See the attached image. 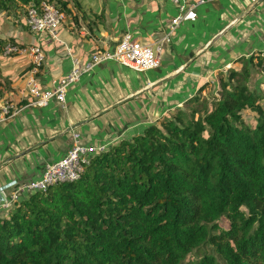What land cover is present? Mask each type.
<instances>
[{"label": "trees", "instance_id": "trees-1", "mask_svg": "<svg viewBox=\"0 0 264 264\" xmlns=\"http://www.w3.org/2000/svg\"><path fill=\"white\" fill-rule=\"evenodd\" d=\"M42 2L69 14L67 0H0V12ZM260 53L90 156L77 179L13 202L0 264H264V82L248 85Z\"/></svg>", "mask_w": 264, "mask_h": 264}, {"label": "crops", "instance_id": "crops-1", "mask_svg": "<svg viewBox=\"0 0 264 264\" xmlns=\"http://www.w3.org/2000/svg\"><path fill=\"white\" fill-rule=\"evenodd\" d=\"M67 2L69 14L57 40L38 39L25 26L24 14L17 16L24 40L16 43H38L44 53L35 75L40 89H52L51 81L68 73L72 58L82 65L125 33L142 44H160L159 66L137 71L100 62L69 86L63 103L52 99L41 107L25 88L28 57H0V101L8 98L15 106L0 124V202L17 185L41 178L46 162L61 159L75 144L96 153L130 139L198 91L215 87L216 72L264 51V0L206 2L186 12L171 31L169 22L179 13L171 0ZM251 76L252 71L250 81Z\"/></svg>", "mask_w": 264, "mask_h": 264}, {"label": "built area", "instance_id": "built-area-1", "mask_svg": "<svg viewBox=\"0 0 264 264\" xmlns=\"http://www.w3.org/2000/svg\"><path fill=\"white\" fill-rule=\"evenodd\" d=\"M177 5L178 15L173 17L168 30L176 29L184 18V14L200 4L213 0H171ZM25 25L27 29L39 39L42 35L57 40L65 14L53 4L42 2L38 7L26 8ZM161 45L142 44L135 41L130 33H125L112 48H104L95 52L88 61L80 64L72 58L73 64L67 74L58 80L51 81L52 89H40L36 82V73L44 62V53L38 43L22 45L6 42L2 48L3 56L26 55L31 64L30 70L24 78L27 93L34 99L33 103L44 107L54 99L60 103L65 101L66 92L70 85L76 83L81 75L92 70L100 62L115 61L125 67L146 71L159 66ZM67 55L73 57L70 48H66ZM264 56V51L260 53ZM15 110L14 104L4 98L0 101V124ZM103 151V150H100ZM98 151V152H100ZM85 146L75 144L59 160L46 162L41 178L16 186L14 194L5 202H0V214L7 211L13 202L18 201L32 192L44 190L50 184L68 182L77 179L82 172V165L95 153ZM96 152V153H98Z\"/></svg>", "mask_w": 264, "mask_h": 264}, {"label": "rangeland", "instance_id": "rangeland-1", "mask_svg": "<svg viewBox=\"0 0 264 264\" xmlns=\"http://www.w3.org/2000/svg\"><path fill=\"white\" fill-rule=\"evenodd\" d=\"M2 13V14H1ZM0 16V36L2 37H13L14 40L21 41L24 40L23 36L24 34L19 32L17 29L18 27V21L17 16L20 14H25V9H21L18 13L17 12H12L11 13H5L1 12ZM24 16V15H22ZM252 71V76H251V81H249L248 85L251 90H260L261 88V83L264 82V74L258 72L257 68L255 67L251 69ZM213 88H210V91Z\"/></svg>", "mask_w": 264, "mask_h": 264}]
</instances>
